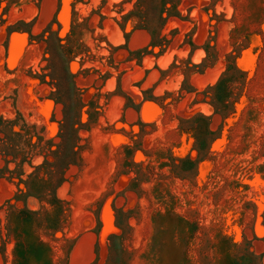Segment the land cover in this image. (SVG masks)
<instances>
[{"label": "rangeland", "instance_id": "obj_1", "mask_svg": "<svg viewBox=\"0 0 264 264\" xmlns=\"http://www.w3.org/2000/svg\"><path fill=\"white\" fill-rule=\"evenodd\" d=\"M0 264H264V0H0Z\"/></svg>", "mask_w": 264, "mask_h": 264}]
</instances>
